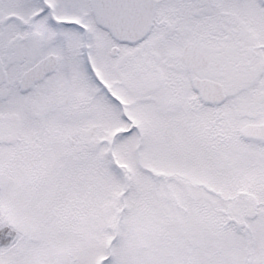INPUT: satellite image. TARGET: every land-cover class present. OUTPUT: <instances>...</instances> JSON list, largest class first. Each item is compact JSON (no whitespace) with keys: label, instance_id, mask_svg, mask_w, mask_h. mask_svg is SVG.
I'll list each match as a JSON object with an SVG mask.
<instances>
[{"label":"snow or ice","instance_id":"6c2138e0","mask_svg":"<svg viewBox=\"0 0 264 264\" xmlns=\"http://www.w3.org/2000/svg\"><path fill=\"white\" fill-rule=\"evenodd\" d=\"M0 264H264V0H0Z\"/></svg>","mask_w":264,"mask_h":264}]
</instances>
